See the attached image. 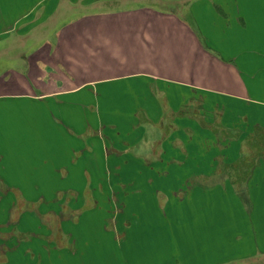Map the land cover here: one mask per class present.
Returning a JSON list of instances; mask_svg holds the SVG:
<instances>
[{
    "label": "crops",
    "instance_id": "0c3cea01",
    "mask_svg": "<svg viewBox=\"0 0 264 264\" xmlns=\"http://www.w3.org/2000/svg\"><path fill=\"white\" fill-rule=\"evenodd\" d=\"M255 129L264 0H0V264H264Z\"/></svg>",
    "mask_w": 264,
    "mask_h": 264
},
{
    "label": "rangeland",
    "instance_id": "374dc122",
    "mask_svg": "<svg viewBox=\"0 0 264 264\" xmlns=\"http://www.w3.org/2000/svg\"><path fill=\"white\" fill-rule=\"evenodd\" d=\"M133 3H135V2H133ZM76 8V10H78V11H80V12H82V9L80 8V7H75ZM27 40H29V39H27V38H25V41H27ZM15 51H9V55H12V53H14ZM206 118H204L203 117V121H208V120H211V118H212V115H206L205 116ZM262 141H264V134H261V131H258L257 129H255V131H254V133L252 134V135H249L248 136V138L246 139V141L242 144V149H241V152H244V153H246V154H248V153H250V154H254L255 152H261V151H263L264 149V146H261V144H260V142H262ZM237 174V177H239V174L238 173H236ZM239 179V178H238ZM17 197V196H16ZM159 204H161L162 205V203H164L163 202V196L162 195H160L159 197ZM26 204H22V203H19L18 202V206H17V210L18 211H21V210H23L24 208H26ZM17 211V212H18ZM140 212H142V213H147V211L148 210H145V209H142V211L141 210H139ZM103 215H104V217H107V216H109V217H113L114 216V214L116 213L117 214V210L115 209V208H103ZM101 213V212H100ZM128 215H129V210H128ZM121 216V215H120ZM141 217H142V214H141ZM107 222V224H106V228L107 229H111V227H112V225H111V222L109 221H106ZM2 236L4 235V233H0ZM116 235V234H115ZM95 238V237H94ZM100 240V239H99ZM57 241V243H58V245L57 246H63L66 242L63 240V241H61L60 239H58V240H56ZM15 240L14 241H7V242H5V240H0V248H1V246L3 245V244H9L10 246H12V247H14V249H15ZM240 243V241L239 240H235V241H233V242H220L219 244L220 245H222L223 246V249L224 248H228L230 245H232V244H239ZM110 245V244H109ZM109 248V249H108ZM242 248V247H241ZM116 250V246L114 245V247L113 246H106L105 247V249H103V251H105L104 252V254L106 255V254H109L110 256L112 255L113 256V253H114V251ZM235 251H237V250H234V252ZM134 259L135 258H130V260L133 262L134 261ZM141 259V258H140ZM187 259L188 258H184V262H187ZM6 260H7V258H6V256H5V254L3 253L2 255H0V263H5L6 262ZM112 260V259H111ZM110 261V260H109ZM238 261H241V259L240 260H238ZM8 264H17V257H16V255H15V253H14V256H12L8 261ZM237 262V261H236ZM107 263H109L108 261H107ZM113 263V261H111V264ZM199 264H204L203 262H200Z\"/></svg>",
    "mask_w": 264,
    "mask_h": 264
}]
</instances>
